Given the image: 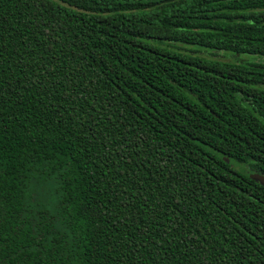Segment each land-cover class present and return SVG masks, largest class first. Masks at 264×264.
Instances as JSON below:
<instances>
[{
	"label": "trees",
	"instance_id": "1",
	"mask_svg": "<svg viewBox=\"0 0 264 264\" xmlns=\"http://www.w3.org/2000/svg\"><path fill=\"white\" fill-rule=\"evenodd\" d=\"M251 174L264 0H0V264H264Z\"/></svg>",
	"mask_w": 264,
	"mask_h": 264
},
{
	"label": "water",
	"instance_id": "2",
	"mask_svg": "<svg viewBox=\"0 0 264 264\" xmlns=\"http://www.w3.org/2000/svg\"><path fill=\"white\" fill-rule=\"evenodd\" d=\"M251 178L256 182H259L262 186H264V176L259 174H251Z\"/></svg>",
	"mask_w": 264,
	"mask_h": 264
},
{
	"label": "rangeland",
	"instance_id": "3",
	"mask_svg": "<svg viewBox=\"0 0 264 264\" xmlns=\"http://www.w3.org/2000/svg\"><path fill=\"white\" fill-rule=\"evenodd\" d=\"M204 51H205V52H211L212 50H204ZM204 55L208 56L207 53H205ZM220 58H222V59H224V60H231V59H232V57H228V56H226V58H223L222 55H220Z\"/></svg>",
	"mask_w": 264,
	"mask_h": 264
}]
</instances>
